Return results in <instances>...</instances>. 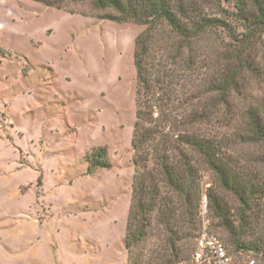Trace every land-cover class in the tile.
Segmentation results:
<instances>
[{"label": "rangeland", "instance_id": "obj_1", "mask_svg": "<svg viewBox=\"0 0 264 264\" xmlns=\"http://www.w3.org/2000/svg\"><path fill=\"white\" fill-rule=\"evenodd\" d=\"M196 1L207 15L224 19L235 39L243 38L233 0ZM56 3L0 0V264H128L124 237L139 104L133 54L145 26L110 20L116 13L91 0ZM235 39L222 28L200 39L196 55L207 66L198 73L197 88L207 93L199 108L208 118L198 128L221 144L238 172L264 183V143L240 138L247 133L244 110L264 98V34L251 40L254 72L243 71L227 104H217V93L206 86L234 56ZM186 79L179 74L172 103L192 91ZM102 148L110 167L88 171L87 156ZM197 167L201 230L205 218L234 264H264L263 253L236 250L209 213L208 190L233 215L240 205L204 163ZM160 188L179 213L180 200L163 183ZM155 220L152 214L148 240L132 255L143 252L146 259L160 249L163 232ZM252 225L244 241L264 238L261 213Z\"/></svg>", "mask_w": 264, "mask_h": 264}, {"label": "trees", "instance_id": "obj_2", "mask_svg": "<svg viewBox=\"0 0 264 264\" xmlns=\"http://www.w3.org/2000/svg\"><path fill=\"white\" fill-rule=\"evenodd\" d=\"M36 1L54 6L56 2L69 0ZM91 1L98 9H112L116 15L110 16V20L132 21L145 26L135 39L133 54L139 104L131 141L134 175L124 237L128 264H179L190 257L201 233L197 219L199 161L212 171L221 188L231 193L240 205V210L233 215L217 195L208 190L209 213L227 233L236 250L264 255V238L242 239L255 229L253 216L258 212L264 217V183L255 176L247 177L238 172L221 144L198 128L208 118L206 109L199 108L200 97L207 93H199L197 88L198 73L207 66L203 57L196 55L200 39L208 30L219 28L226 30L229 37H237L230 33L224 19L207 15L196 0ZM233 1L234 15L245 33L242 39H235L234 56L227 57L226 64L206 85L210 87L209 92L217 93V104H227L230 93L239 90L238 79L243 71L254 72L251 40L255 35L264 34V0ZM179 74L187 78L186 83L191 85L192 91L184 92L186 99L174 104L170 99ZM192 101L197 105L194 106ZM186 105L192 106L190 111L186 110ZM243 114L247 133L240 138L249 143H264V98L257 105L248 106ZM105 156L103 148L89 154L88 171L109 168ZM157 180L180 200L179 213L171 195L161 194V183ZM152 214L162 228V245L158 251H151V254H157H150L146 259L143 252L132 255L135 247L148 240Z\"/></svg>", "mask_w": 264, "mask_h": 264}, {"label": "built area", "instance_id": "obj_3", "mask_svg": "<svg viewBox=\"0 0 264 264\" xmlns=\"http://www.w3.org/2000/svg\"><path fill=\"white\" fill-rule=\"evenodd\" d=\"M207 219L202 220L203 229L195 241V249L190 257L179 264H234L223 241L206 229ZM247 264H254L250 260Z\"/></svg>", "mask_w": 264, "mask_h": 264}]
</instances>
